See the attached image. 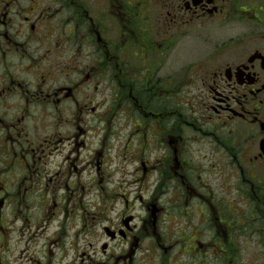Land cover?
I'll return each instance as SVG.
<instances>
[{
	"label": "flooded vegetation",
	"instance_id": "flooded-vegetation-1",
	"mask_svg": "<svg viewBox=\"0 0 264 264\" xmlns=\"http://www.w3.org/2000/svg\"><path fill=\"white\" fill-rule=\"evenodd\" d=\"M119 122L131 129L126 209L99 248L97 232H68L66 220L107 188L108 134ZM185 140L210 142L206 169L223 188L233 176L234 194L194 187ZM153 142L165 155L147 161ZM148 178L159 183L152 201ZM170 186L173 199L201 205L218 259L236 251L229 237L264 232V0H0V245L13 230L16 245L37 252L28 261L65 264L69 236L82 264H134L149 240L142 262L163 264L157 223ZM134 203L150 213L141 227Z\"/></svg>",
	"mask_w": 264,
	"mask_h": 264
},
{
	"label": "rangeland",
	"instance_id": "rangeland-1",
	"mask_svg": "<svg viewBox=\"0 0 264 264\" xmlns=\"http://www.w3.org/2000/svg\"><path fill=\"white\" fill-rule=\"evenodd\" d=\"M183 94L182 96H184ZM102 128H107V124H101L98 126L99 136L103 134ZM131 129L128 125L123 123H112L111 130L108 134L107 148L109 154L108 156V166L106 167L109 173V184L106 185V189L103 191L100 188L97 189V196H91L87 198L85 203L82 205L81 216H75L66 220L68 232H97V240L99 248L106 242L102 237V232H104V227L114 226L120 219L121 213L126 209V204L121 199L122 195L127 192L125 189L124 181L125 172H128L130 167H127L125 164V171L121 169L122 167V158L124 154V147L127 144L128 135ZM105 135V134H104ZM158 143V139H157ZM156 142H153L150 146L146 144V148L149 149L145 160H152L153 158H159V156H164L165 149L158 145ZM186 145H182V149L187 153L188 158L194 164V170L190 174V181L193 183L194 187L197 188L201 186L204 182L210 184L217 194H229L235 193L237 188V180L232 176V182L227 179L225 182V188L219 184L220 175L217 171L207 170L204 161V151L207 149H212L210 142L200 141L198 143L193 141L185 140ZM137 145L140 143L134 139L130 142V149L136 151ZM160 148L161 151H156V147ZM189 145V146H188ZM136 149V150H134ZM151 153V150H154ZM182 184V182H181ZM122 186V187H120ZM157 182L155 184L154 178H148L146 181L145 188L143 193L145 194L146 201H152L155 193H158ZM166 198H164L160 207L162 208V214L159 216L157 223V232L161 235V246L159 247V253L163 257V264H264V232H238L235 235L234 240L228 238L231 244L234 246L236 251L233 252L228 248L227 254L232 255L228 258L227 254H221V259H218L217 251H213L214 247H208L214 244L215 238L209 232H203L204 222L203 215L200 211V208H197V204L193 199L187 201V195H179L176 197L177 191L171 186L167 188ZM101 193H108L110 197H106L105 200L102 198ZM117 193L121 195L117 196ZM175 194V195H173ZM130 209L132 213L138 217L136 224L141 227L144 219L146 220L148 214L150 213L145 204L134 203L130 204ZM152 221L153 219L150 218ZM34 220V219H33ZM54 222L50 224V234L52 235L57 229L61 220H53ZM6 227H10V217H7ZM149 232H154V225L148 227ZM2 232H0L1 234ZM222 235L226 232H220ZM230 234V232H229ZM69 235V234H68ZM5 241L3 245H0V264H39L32 260V255H36L37 252L31 246H28L29 243H23L16 245V237L13 230L7 232ZM75 238V237H74ZM84 238V237H83ZM82 238L81 247L82 250L85 247L90 246V242H85L86 238ZM223 239V237H221ZM227 239V240H228ZM29 239H26L28 241ZM73 238L66 239V259L65 264L74 259L73 261L81 262L80 256H85L84 253L76 252L77 249L71 248L73 246ZM76 240V239H75ZM226 240V241H227ZM225 241V239H224ZM1 242V240H0ZM151 242L148 240L144 244L143 250L139 253V248L135 255H132V261L134 264H147L148 260L142 262V260L147 255L146 249H150ZM203 244V247L201 246ZM230 244V246H231ZM32 245V244H31ZM71 246V247H70ZM73 249V252L71 251ZM216 250V248H214ZM26 251H28L26 253ZM88 252V251H86ZM145 252V253H144ZM210 252L209 257L205 261L204 254ZM22 253H24L22 255ZM139 253V256H138ZM116 256L124 254L128 259L129 253H115ZM58 255V251L54 250L52 256ZM157 252L153 250L151 252L150 259L152 261L156 260ZM24 257V258H23ZM52 258V257H51ZM68 258V261H67ZM130 260V259H129ZM41 264L46 262V259L40 261ZM47 263V262H46ZM49 264H52L49 263ZM82 264V262H81Z\"/></svg>",
	"mask_w": 264,
	"mask_h": 264
}]
</instances>
